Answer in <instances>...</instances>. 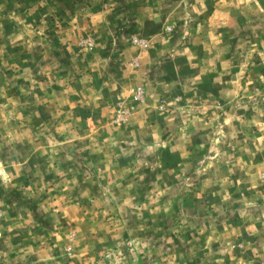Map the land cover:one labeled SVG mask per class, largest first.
Instances as JSON below:
<instances>
[{
  "label": "rangeland",
  "instance_id": "374dc122",
  "mask_svg": "<svg viewBox=\"0 0 264 264\" xmlns=\"http://www.w3.org/2000/svg\"><path fill=\"white\" fill-rule=\"evenodd\" d=\"M7 211L1 261L264 264V0H0Z\"/></svg>",
  "mask_w": 264,
  "mask_h": 264
},
{
  "label": "crops",
  "instance_id": "0c3cea01",
  "mask_svg": "<svg viewBox=\"0 0 264 264\" xmlns=\"http://www.w3.org/2000/svg\"><path fill=\"white\" fill-rule=\"evenodd\" d=\"M91 15V14H90ZM93 15V14H92ZM12 178H10V175L7 180L11 181ZM8 214V215H7ZM12 218L13 216L10 215V212L7 211L4 215L3 213L0 214V224L5 225V223H9V227L12 224ZM7 233L4 234L2 230H0V244L4 243L3 246L10 247V245L13 243L11 241V238L7 237ZM6 235V236H5ZM5 239V240H4ZM0 264H17L16 256H10L9 258L5 259V261L0 260Z\"/></svg>",
  "mask_w": 264,
  "mask_h": 264
},
{
  "label": "built area",
  "instance_id": "2783aa9c",
  "mask_svg": "<svg viewBox=\"0 0 264 264\" xmlns=\"http://www.w3.org/2000/svg\"><path fill=\"white\" fill-rule=\"evenodd\" d=\"M137 93H138L137 96H140V94H141V89H138V90H137Z\"/></svg>",
  "mask_w": 264,
  "mask_h": 264
}]
</instances>
